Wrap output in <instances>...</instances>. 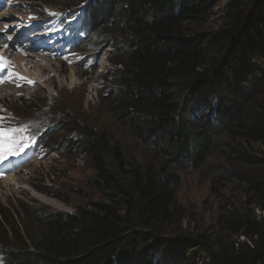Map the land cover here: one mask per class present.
Listing matches in <instances>:
<instances>
[{
	"label": "trees",
	"instance_id": "16d2710c",
	"mask_svg": "<svg viewBox=\"0 0 264 264\" xmlns=\"http://www.w3.org/2000/svg\"><path fill=\"white\" fill-rule=\"evenodd\" d=\"M87 1V35L124 45L109 59L119 67L111 114L180 169L223 152L221 180L240 187L244 206H223L208 232L183 230L178 173L71 122L68 150L104 199L70 214L1 212L0 264H264V0H227L215 31L199 24L220 0Z\"/></svg>",
	"mask_w": 264,
	"mask_h": 264
},
{
	"label": "rangeland",
	"instance_id": "374dc122",
	"mask_svg": "<svg viewBox=\"0 0 264 264\" xmlns=\"http://www.w3.org/2000/svg\"><path fill=\"white\" fill-rule=\"evenodd\" d=\"M84 1L87 0H0V14L6 13L7 16L0 22L4 24L0 44L8 41V46L10 42L17 48H11L6 53L9 58L5 59L4 55L0 62V80L4 81L0 86L11 85L0 94L4 98L0 100V128H25L26 131L17 136L23 138L22 142H29L42 127L58 125L37 152L23 150L28 154L25 162L16 161L11 167L9 158L0 162V213L4 212L7 217L21 212L40 213L39 208L46 212L70 214L77 207H87L92 201L104 199L90 184L93 177L90 165L78 152L68 150L71 133L66 131L71 122H78L104 132L112 142L120 143L138 163H153L157 167L162 164L178 173L175 192L184 217L182 229L195 234L212 230L223 206H244L240 187L221 180L223 172L229 169L225 154L212 152L198 169H180L174 163L169 164L161 146L141 141L128 120H119L111 114L106 99L117 92L113 80L119 67L109 59L121 54L124 45H118V50L104 35L96 32L82 47L70 50L71 46L63 45L67 43L69 32L62 35L58 28V21L63 16L68 18L67 23L71 26L79 24L80 13L73 8ZM226 1L220 0L219 6L212 9L198 27L203 31L221 28ZM10 24L21 25L16 34L8 32ZM25 37L28 40L22 43ZM58 45L60 47L55 49ZM20 53H23L20 57L30 67L29 71H37L36 77H25L14 64V56ZM28 54L47 59L49 65L40 59L35 62ZM92 58L96 59L94 67L89 63ZM93 69L95 72L91 73ZM30 78L33 83L28 82ZM187 119L192 120L191 115ZM5 143L0 138V151L4 150ZM8 173H13L16 181L10 187L1 182Z\"/></svg>",
	"mask_w": 264,
	"mask_h": 264
},
{
	"label": "bare ground",
	"instance_id": "6f19581e",
	"mask_svg": "<svg viewBox=\"0 0 264 264\" xmlns=\"http://www.w3.org/2000/svg\"><path fill=\"white\" fill-rule=\"evenodd\" d=\"M8 14V13H7ZM5 17H7L6 16V13H2V14H0V22L1 21H4L5 20ZM7 20V19H6ZM9 27V28H8ZM7 27V30H8V32L9 33H16L17 32V29L20 27V25H18V26H14V25H12V24H10L9 26ZM3 28H4V24H0V31H2L3 30ZM8 40H10V39H8ZM8 41H6L4 44H0V46H6L7 48L4 50V51H0V54H1V57H4V55H6L5 56V59L6 58H9V57H7V52L11 49V48H13V46L14 47H16L14 44L12 45V46H8L6 43H7ZM3 49V47L1 48L0 47V50H2ZM17 49V48H16ZM19 51V50H18ZM21 55H23V53H20V55H18V54H16L15 56H14V58H13V61H14V64L16 65L17 64V66H18V68H19V70H20V72L22 73V75H24L25 77H27L28 75H34L35 77L37 76V71L36 70H33V71H29V68L30 67H28V65H25L24 63H26V61H24L20 56ZM28 56L30 57V59H34V61L36 62L37 60H41V61H43L45 64H47V65H49L48 63H49V61L47 60V59H43V58H41L40 56H38V57H36V56H34L33 54H28ZM8 60V59H7ZM24 62V63H23ZM28 64H29V61L27 62ZM32 64H34L33 62H32ZM31 66V65H30ZM37 68V67H36ZM12 69H13V67H12ZM28 78V77H27ZM35 79V78H34ZM29 80H31V78L29 79ZM10 84H7V85H4V86H0V94L1 93H3V92H6L8 89H10ZM1 98V97H0ZM2 99H4V98H1L0 100H2ZM1 182L2 183H4L5 184V186H7V187H10V186H12V185H15V178H14V174L12 173V174H9L4 180H1ZM37 196V195H36ZM41 196V195H40ZM37 197H39V196H37ZM39 199H41L40 197H39ZM48 200V199H47Z\"/></svg>",
	"mask_w": 264,
	"mask_h": 264
},
{
	"label": "snow or ice",
	"instance_id": "6c2138e0",
	"mask_svg": "<svg viewBox=\"0 0 264 264\" xmlns=\"http://www.w3.org/2000/svg\"><path fill=\"white\" fill-rule=\"evenodd\" d=\"M2 60V57H0ZM23 78V77H21ZM4 81L0 80V83ZM33 83V81H28ZM26 131L25 128H0V138H3L6 143L4 144V150L0 151V162L7 160L10 156L18 154L20 151H23V148L20 147L23 138H18L17 134Z\"/></svg>",
	"mask_w": 264,
	"mask_h": 264
}]
</instances>
